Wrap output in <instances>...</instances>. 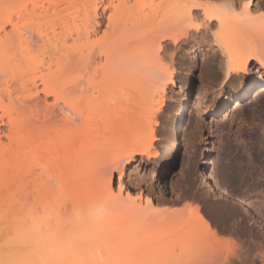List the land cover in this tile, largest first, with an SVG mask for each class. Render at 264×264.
I'll return each mask as SVG.
<instances>
[{
	"label": "bare ground",
	"instance_id": "6f19581e",
	"mask_svg": "<svg viewBox=\"0 0 264 264\" xmlns=\"http://www.w3.org/2000/svg\"><path fill=\"white\" fill-rule=\"evenodd\" d=\"M262 2L0 0V264L253 259L254 244L245 249L229 233L221 238L198 207L180 220L174 210L157 211L142 162L156 155L154 125L176 85L175 53L186 46L219 52L221 85L239 80L235 89L228 83L231 106L212 121L220 124L251 101L264 117ZM183 93L173 112V147L191 122ZM223 133L219 144L234 146ZM204 155L208 162V148ZM248 161L239 162V175L264 192V174ZM131 173L129 186L123 178ZM225 185L213 194L222 207L254 205ZM257 249L264 264V245Z\"/></svg>",
	"mask_w": 264,
	"mask_h": 264
},
{
	"label": "rangeland",
	"instance_id": "374dc122",
	"mask_svg": "<svg viewBox=\"0 0 264 264\" xmlns=\"http://www.w3.org/2000/svg\"><path fill=\"white\" fill-rule=\"evenodd\" d=\"M262 7L260 9L264 12V6ZM187 47L182 48L180 52L177 51V54L175 53L173 65L176 85L173 86V92L168 93L167 97L169 95L170 97L166 99L161 114L159 113L157 124L154 125L155 138L152 140V150L156 151V155L150 161L144 158L142 162V168H146V180L152 184L151 196H153L157 211H163L162 214H164L168 210H174L176 219L180 217L179 220L184 219L188 213L198 207L206 220L210 221L212 228L216 227L221 238L225 235L227 238L231 234L234 238H228L233 239L232 242L237 239V247L238 244H241L244 245V248L246 245L250 249L254 248L251 252H255V254L250 252V256L253 255L256 263H253L251 261L253 259L248 255L249 260L246 264H249V261L252 262L251 264H257L260 262L257 248L260 246V249H263L264 245V207H261L264 205V192L260 191L262 192L260 193L259 190L248 186L237 170L239 162L245 163L249 160L252 170L254 169L253 172L255 169H258L257 171L261 169L264 174V117L263 114L257 113L255 103L251 101L249 104L246 103V106L244 105L245 108L241 107L239 112L225 116L226 120L219 122L222 126L218 122L212 121L211 119L214 117H221L224 108L231 106L235 96L229 97L227 94L228 83L231 84L232 89H235L234 86L238 85L239 80L231 77L227 84H224L225 86L221 85L224 75L223 69L217 62L219 61L217 58L220 59L219 52H210L208 48L201 47L200 52L194 50L195 55ZM208 60L211 63H207ZM182 92L186 98L184 110L191 122L188 123L183 141H179L178 145L173 147L171 143L174 138L173 112ZM219 108L220 110H218ZM259 118L260 120H258ZM220 133L228 135L234 146L230 145L231 147L227 146L226 148L219 144ZM240 139H247L249 142L240 143ZM238 145L240 147L243 145L242 149ZM205 148H208L210 155L208 162L204 155ZM135 180L134 173H131L130 177L123 178V182L129 186L135 183ZM113 181L115 185L117 183L115 174ZM216 184H226L229 190H241L246 197L253 201L254 205L245 211L235 209V212L234 209L230 211L231 208L222 207V204L219 203L221 199H216V196L213 195ZM214 203L219 204L214 205ZM213 208L219 209L215 212ZM243 216H245V220H243ZM237 218L243 220V223L238 220L237 225L239 226L235 222ZM242 246L241 249H244ZM252 246L253 248H251ZM255 249L257 250L255 251ZM233 258V262L236 260L234 263L237 264L239 259ZM230 259L232 261V257Z\"/></svg>",
	"mask_w": 264,
	"mask_h": 264
}]
</instances>
